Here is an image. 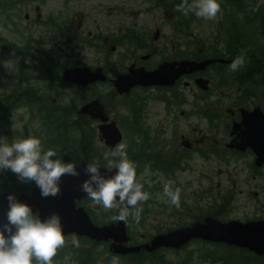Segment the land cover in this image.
<instances>
[{
    "label": "flooded vegetation",
    "instance_id": "1",
    "mask_svg": "<svg viewBox=\"0 0 264 264\" xmlns=\"http://www.w3.org/2000/svg\"><path fill=\"white\" fill-rule=\"evenodd\" d=\"M12 2L17 3L16 0H12ZM25 16L28 17V14ZM104 17L108 21L106 24H96V28L87 30L85 37L74 36V39L92 50L91 60L79 59V56L76 55L71 56L72 59L68 61L70 55H67V51L66 53L63 52L62 48L58 52H63V55L59 54L58 57L64 56L67 61L49 60V57L41 48L31 45L20 47L17 44L12 46L19 55V61L13 64L12 68L15 70V74L12 76L10 86L5 87L4 85L0 89V128L3 127L7 135L8 128L13 121L10 117L14 112H17L16 120L23 130L20 133V139L27 138L29 135L35 136L41 140L44 150L49 148L55 150L65 162L79 164L87 161L91 163L90 155L91 153L93 155L92 151L87 150L78 153L74 149L75 145L71 146L72 151L66 146L68 143L73 142L74 134L78 132L81 141H83V138L92 141L95 148L94 155H99V146L103 141L100 132L101 118L88 112H80V108L98 99L108 115L107 121H114L123 134V140H128L130 138L127 134H131L135 128L132 125L135 111L131 105V102L134 101L143 104L141 116L146 128L143 133L136 132V137H134L141 142L138 146L139 148L142 147L141 151L144 154H141L147 156V163L158 164V167L153 169L150 167L144 168L147 171L146 175L151 173L147 177H152V173H159L170 179L173 178L177 186L178 181L175 172L186 168L187 161L195 155H198L204 161H208L212 159L213 153L223 158L226 152L233 155L244 151L253 152L249 147L242 151L227 145V142L234 136L230 133L231 122L240 119L239 107L244 106L251 109L257 105L238 106L234 101L235 96L233 100H228V105L232 107H226L232 116L231 122L225 124L226 128L229 127V140L225 143L224 148H220L215 144L212 145V142L209 141L210 138L207 133L210 131L211 126L208 125V121L205 133L201 128L198 129V135L196 132L195 119L199 110H201L200 107L205 106L207 109H212L218 115L213 121V127H215L214 124L219 122L223 114L222 106L227 104L222 101L224 96L232 97L230 94H218L217 89L219 86L214 88V83L220 81L217 68L221 64L229 63V61L215 59L202 69L183 73L171 84H135L130 86L128 90L119 92L114 81L117 77L129 73L130 67H144L147 70H153L165 61L222 57L228 59L227 57L212 55V53L203 51L201 45L197 46L195 34L181 36V28L177 29L178 31L172 28V30L167 31L161 22L152 28L147 23L137 22L136 19L132 20L130 24L129 15L126 12L117 13V11L110 10V13L105 14ZM71 26L70 22L64 18L58 24L59 28L56 32L59 33L62 40L65 38L64 42L67 41L68 32L72 31ZM77 26L79 27L80 23ZM79 28L82 29V27ZM69 36L71 37V35ZM2 65L3 63L0 62L1 77L4 76L5 69ZM75 68L88 69L81 75V81H70L63 77L65 70ZM101 75L105 77L101 78ZM198 76L209 79L210 86L208 89L204 90L197 86L195 79ZM66 98H68L67 103L65 102ZM116 99L125 101L128 107L126 117L120 122L116 116H112L111 108L108 106L110 101ZM150 101L160 102L162 106L161 110L155 112L158 117L155 122L149 121L151 116V110L148 108ZM235 105L237 106L236 110L234 109ZM204 118L207 119V117ZM216 119L218 122H215ZM62 121L65 122L67 127L62 125L64 123ZM76 126L79 131L75 129ZM184 139L187 143L183 142ZM122 142L111 146L103 141L104 145L110 147L112 151ZM97 152L98 154H96ZM135 152L136 149H132L128 153ZM94 155V158H98ZM74 156H78V158H74ZM254 157L251 162L252 166H264V162L261 165H256ZM186 159L187 161H184ZM169 161L173 163V169L169 168L170 171L166 172L163 168L167 163H170ZM34 186L33 183L31 188L19 189L15 194H19L21 191L30 192ZM92 203L86 195L76 201V205L83 206L88 213L90 210L99 212L100 206H93ZM180 203L184 202L180 199ZM211 211L205 212L201 218H194V220L212 215L210 214ZM248 219L257 218H247L245 220ZM64 235L66 240L72 236L76 238L82 236L75 232L65 233ZM83 236L87 237L86 235ZM96 242V245L102 244L100 241ZM109 242L110 240L107 241L108 245ZM141 242L143 241L136 240L132 243L129 233L128 244ZM89 244L92 243L89 242Z\"/></svg>",
    "mask_w": 264,
    "mask_h": 264
},
{
    "label": "rangeland",
    "instance_id": "2",
    "mask_svg": "<svg viewBox=\"0 0 264 264\" xmlns=\"http://www.w3.org/2000/svg\"><path fill=\"white\" fill-rule=\"evenodd\" d=\"M159 1L164 2V0H16L17 3L14 4L11 0L8 3L14 4L13 11L0 12V49H2L0 50V62L3 63L2 66L5 68L4 76H0V89L4 85L5 87L10 86L12 76L15 74L12 67L13 64L19 61V55L12 46L16 44L20 47L31 45L41 48L47 54L49 60L67 61L64 56L58 57L59 54L63 55V52L66 53V51L67 55H70L68 61L72 59L71 56L76 55L79 56V59L91 60L92 50L83 46L80 41L74 39V36L85 37L87 30H93L96 28V24H106L108 21L104 15L110 13V10L117 11V13H128L130 24L132 20L136 19L137 22L147 23L153 28L161 22L167 31L179 30V26H177L179 14L169 6H158L156 2ZM261 1L264 2V0ZM6 14L8 15L6 16ZM26 14H28V17L25 16ZM63 18L72 25V31L68 32L71 37L68 35L66 42H64L65 38L62 40L59 33L56 32L59 28L58 24ZM218 19L219 13L213 21L203 18L192 20L188 27L189 30L181 28L180 35L186 36L193 33L196 38L201 36L203 41H207L216 35ZM79 20L81 21L79 22ZM79 23V27H82V29L77 26ZM197 46L199 47V45ZM60 48L63 50L61 53L58 52ZM217 84L218 82L214 83V88ZM239 89L241 87L238 85H234L232 90L228 86L217 89L218 94L230 93L232 97L224 96L222 101L227 104L222 106L223 114L219 122L216 119L215 122L218 123L214 124L215 127L211 126L209 128L210 131L207 134L212 145L215 144L220 148H224L225 143L229 140V127L226 128L225 124L231 122L232 114L228 112L226 107H232L228 105V100H233ZM253 104L257 103L254 101L248 103L249 106ZM236 105L234 106L235 110L237 109ZM108 106L111 108L112 116H116L119 122L126 117L128 107L125 101L116 99L110 101ZM148 108L151 110L149 121L155 122L158 119L155 112L161 110L162 106L160 102L150 101ZM200 109L195 119L197 135L199 134V128L203 129V133H205L208 121L202 116L207 108L203 106ZM17 114V112H14L10 117L13 121L8 128V135L3 127L0 128V144H11L17 138H20V133L23 130L16 120ZM128 140H123L122 143L127 145ZM101 143L104 144L103 141ZM138 144H141V142L138 141ZM224 155L225 157L220 158L213 153L212 159L208 161H204L198 155L193 156L188 161L187 159L184 160L187 161L186 168L175 172L178 181L177 186L173 178L170 179L159 173H152V177H147L151 173L146 175L147 171L143 169L138 178L151 180L150 184L151 186L154 185L156 192L154 193L153 202L147 204L149 208L147 215L142 219L140 216L142 220L140 225L131 216L129 217L128 229L130 235L136 236L138 240L146 241L150 235L169 227H177L186 224V222H191L196 214H205L210 210L212 212L213 210L223 212L221 216L225 219L238 218L245 220L247 218L264 217V166H252L251 162L254 154L251 151L240 152L236 155L226 152ZM13 175L10 170H0V183L14 184ZM165 182H171L174 188L178 187L181 190L180 199L184 203H180L179 208L172 206L167 198L163 196ZM92 205L98 206L94 203ZM101 208L100 206L99 209ZM116 211L104 210L103 216L107 220ZM72 238L73 236L66 240L65 245H72ZM201 245L200 241L193 239L181 249L166 247L163 256L168 260L167 264H183L187 252L191 249L197 250ZM87 247L97 256L98 260L95 264L110 263V252L105 244H88ZM75 256V251L64 252L60 257H54V264H78Z\"/></svg>",
    "mask_w": 264,
    "mask_h": 264
},
{
    "label": "clouds",
    "instance_id": "3",
    "mask_svg": "<svg viewBox=\"0 0 264 264\" xmlns=\"http://www.w3.org/2000/svg\"><path fill=\"white\" fill-rule=\"evenodd\" d=\"M177 11L184 15L193 12L199 18L213 21L221 12V5L218 0H192L191 3L182 0ZM244 65L241 53L229 68L235 72ZM127 148L128 145L120 143L111 153L103 154L104 160L109 161L103 168L108 172L115 169L112 175L102 174L98 161L86 164L81 171L88 178L81 182L79 190L105 211L117 210V215L112 217L114 221L127 223L131 216L138 223L142 204L151 199V194L138 180L137 166L129 158ZM78 166L65 162L51 148L44 150L41 140L35 136L0 144V170H10L21 183H34L42 198L59 196L61 178L79 177ZM180 191L171 182L163 185V196L176 208L180 207ZM6 201V222L0 224V264H54V257L66 244L59 214L53 212L41 218L38 211L34 213L15 193H8ZM71 243L80 247L75 236ZM110 264H120L119 258L113 256Z\"/></svg>",
    "mask_w": 264,
    "mask_h": 264
},
{
    "label": "water",
    "instance_id": "4",
    "mask_svg": "<svg viewBox=\"0 0 264 264\" xmlns=\"http://www.w3.org/2000/svg\"><path fill=\"white\" fill-rule=\"evenodd\" d=\"M215 59L228 61L224 58L182 59L165 61L153 70H147L144 67H130L129 73L117 77L114 81L119 92L128 90L135 84H171L183 73L202 69ZM87 70V68L67 69L64 71L63 77L70 81H81V75ZM100 77L104 78L105 76L101 75ZM195 82L204 90L210 86L209 79L204 76L196 77ZM79 111L88 112L101 118L100 132L105 144L114 146L123 140V134L116 123L107 121L108 115L98 99L82 106ZM239 112L240 119L231 122L230 133L234 136L227 142V145L242 151L247 147L251 148L255 155L254 163L261 165L264 162V111L257 104L251 109L241 106ZM183 142L187 143L186 139ZM88 163L87 161L79 163L78 171H81ZM100 165L102 174L106 176L114 174L115 169L108 172L103 168L106 165ZM87 178L82 171L79 177H62L60 195L56 197L42 198L36 186L32 191H21L16 196L21 202L29 204L33 212L38 211L41 218L53 212L59 214L64 234L75 232L96 241L110 240L108 249L114 253L125 254L140 249L153 251L159 247L179 248L191 239L200 238L243 247L255 254H264V217L250 220L237 218L222 220L212 215H206L202 219L194 220L188 224L157 232L142 243L128 244L127 223L118 220L101 224L95 223L83 206L76 205V201L86 195L79 190V187L81 182ZM8 193L12 192L7 190L0 192V224L6 222V196Z\"/></svg>",
    "mask_w": 264,
    "mask_h": 264
},
{
    "label": "trees",
    "instance_id": "5",
    "mask_svg": "<svg viewBox=\"0 0 264 264\" xmlns=\"http://www.w3.org/2000/svg\"><path fill=\"white\" fill-rule=\"evenodd\" d=\"M8 1L9 0H0V12L3 11L7 13L13 11L15 3L11 4L8 3ZM181 2L182 0H164L163 3L160 1L156 3L158 6L164 5L165 7L169 6L172 8L179 14L177 26L183 30H189L188 27L190 26V21L198 19L199 17L193 12L184 15L182 12L177 11V5ZM191 2L192 0H189V3ZM218 2L221 5V12L219 13V19L217 20V33L214 38H209L207 41H203L201 36H197V44L201 45L204 49L203 51L207 53L225 56L230 59L229 63L221 64L217 68V72H219L220 76V81L217 86H228L230 87V90H232L234 85H238L241 89H239V92L236 94L234 101L237 104H243L246 106H248L249 101H254L259 104L264 111V2L261 0H218ZM7 15L8 14H6V16ZM241 53L244 54V67L235 72L230 71V64L236 56ZM131 105L135 111L134 120L132 122V125H134L135 128L132 130L133 132H131V134H127L130 138L127 142V154L137 166L136 172L138 178L139 173L145 167L153 169L158 167V164L147 163L148 158L141 154L143 153V151H141L142 147L140 146L139 148L138 141L135 139L136 132L143 133L146 129L141 116L143 104H138L137 102L132 101ZM203 116L207 117L208 125L213 126V121L218 115L215 114L212 109H207L203 112ZM63 122L64 121H62V123ZM62 125L67 127L65 122ZM75 129L79 131L77 126ZM72 140L73 142L66 145L69 149H71L72 145H75L74 149L76 152L83 153L90 150L94 155L95 148L92 141L87 140V138H83V141H81L82 139L78 132L74 134ZM132 149H136V152L128 153ZM70 151H72V149ZM106 152L111 153L112 149L101 143L99 146V155H94L95 157L98 156V158H94L91 153L90 162L98 161L99 164L107 165L109 161H106L103 158V154ZM96 154H98V152ZM74 158H78V156H74ZM172 165V162L167 163L163 169L166 172H169V168L173 169ZM13 178L14 184L0 183V191L7 190L17 193L19 189H29L33 184L21 183L15 174L13 175ZM138 180L144 184V190L151 194V199L142 204L143 211L140 214L142 219L149 211L147 204L153 202L156 190L154 185L149 187L151 180L140 178H138ZM89 213L91 218L98 223L113 221L112 217L117 215L116 211L111 218L106 220L103 216V208L99 209V212H93V210H90ZM210 214L225 219L221 216L223 214L221 211L213 210ZM203 215L204 213L196 214L195 218H201ZM141 219L139 220L138 225L141 224ZM77 238L82 246L75 247L73 245H65L64 248L58 251L57 257H60L64 252L75 251V258L77 259L78 264H95L96 260H98L96 258L97 256L93 254V251L88 248L87 245L89 242L96 245L97 242L83 235L77 236ZM136 240H138L136 236H131L132 243ZM194 240L200 241L202 245L197 250H189L182 262L183 264H264V255L255 254L246 248L229 245L224 242H211L201 239ZM100 243L105 244L106 247H108L107 241H100ZM187 244L188 243L177 249H181L187 246ZM165 249V247H159L153 251L140 249L139 251L125 254L108 251L110 252L111 259L113 256L119 258L120 264H167L168 260L163 256V251Z\"/></svg>",
    "mask_w": 264,
    "mask_h": 264
}]
</instances>
